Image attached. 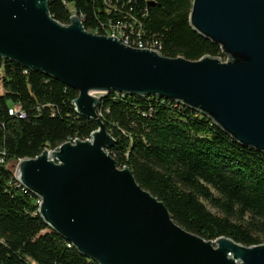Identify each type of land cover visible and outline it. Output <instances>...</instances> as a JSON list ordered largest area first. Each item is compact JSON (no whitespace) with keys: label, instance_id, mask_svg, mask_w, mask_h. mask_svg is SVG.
Wrapping results in <instances>:
<instances>
[{"label":"water","instance_id":"water-1","mask_svg":"<svg viewBox=\"0 0 264 264\" xmlns=\"http://www.w3.org/2000/svg\"><path fill=\"white\" fill-rule=\"evenodd\" d=\"M188 20L225 60L163 57L90 33L76 14L62 25L48 0H0V58L75 90V113L97 125L89 139L20 160L15 180L44 224L97 264H264V244L184 230L107 152L115 142L97 108L118 93L178 103L264 153V0H192Z\"/></svg>","mask_w":264,"mask_h":264},{"label":"trees","instance_id":"trees-1","mask_svg":"<svg viewBox=\"0 0 264 264\" xmlns=\"http://www.w3.org/2000/svg\"><path fill=\"white\" fill-rule=\"evenodd\" d=\"M109 2V3H107ZM192 0H48L62 25L72 11L84 29L107 24L154 39L160 54L225 60L218 46L189 26ZM136 37V36H135ZM77 92L0 58V264H97L44 224L38 199L15 180V166L97 130L71 106ZM18 105L24 119L9 115ZM97 115L114 139L108 154L138 185L163 202L172 220L205 241L224 237L245 247L264 244V153L244 147L204 115L156 97L109 93ZM218 214L212 213L207 206Z\"/></svg>","mask_w":264,"mask_h":264},{"label":"built area","instance_id":"built-area-1","mask_svg":"<svg viewBox=\"0 0 264 264\" xmlns=\"http://www.w3.org/2000/svg\"><path fill=\"white\" fill-rule=\"evenodd\" d=\"M109 3V2H107ZM75 12L72 11V15H74ZM77 15V14H76ZM80 19L81 17L78 16ZM82 20V19H81ZM128 29V26H127ZM126 29V25L123 23H109L107 26L104 28V36L107 37H116L118 38L124 45L136 48V49H147V50H152L160 53V45L156 42L154 39L150 40H141L140 38V32H135V36L132 35L131 30L130 32ZM9 115L11 116H17L20 119H24L25 113L21 110V108L18 105H14L10 110H9ZM74 141V140H73ZM71 141V142H73ZM0 163H2V160L0 158ZM71 245L68 244L67 247H70Z\"/></svg>","mask_w":264,"mask_h":264},{"label":"rangeland","instance_id":"rangeland-1","mask_svg":"<svg viewBox=\"0 0 264 264\" xmlns=\"http://www.w3.org/2000/svg\"><path fill=\"white\" fill-rule=\"evenodd\" d=\"M208 210L212 213L218 214L214 209H212L211 207H209L208 205H206Z\"/></svg>","mask_w":264,"mask_h":264}]
</instances>
